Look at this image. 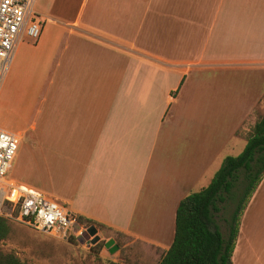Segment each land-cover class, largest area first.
Instances as JSON below:
<instances>
[{"label": "crops", "instance_id": "crops-1", "mask_svg": "<svg viewBox=\"0 0 264 264\" xmlns=\"http://www.w3.org/2000/svg\"><path fill=\"white\" fill-rule=\"evenodd\" d=\"M242 4L67 0V17L53 9L39 39L16 46L0 84V107L12 123L2 129L19 138L11 169L19 183L102 225V256L117 257L125 237L160 261L180 200L209 184L226 146L237 149L234 130L201 141L195 99L184 106L180 99L189 79L195 89L199 74L217 64L206 40L225 23H242ZM258 55L240 63L264 65ZM260 194L264 178L239 226L250 260L258 258L245 221Z\"/></svg>", "mask_w": 264, "mask_h": 264}, {"label": "rangeland", "instance_id": "rangeland-1", "mask_svg": "<svg viewBox=\"0 0 264 264\" xmlns=\"http://www.w3.org/2000/svg\"><path fill=\"white\" fill-rule=\"evenodd\" d=\"M254 2L257 3L256 6H253L252 0H243L242 10L245 8L248 13L246 17L242 14V23H225L206 40L207 54L217 64L212 67V71L199 74L198 87L194 89L192 78L181 90L182 106L195 99L193 118L201 130V141L209 140L211 135L215 138L218 135L226 137L234 130L237 149L230 151V144L226 146L224 158L237 156L242 151L238 150L246 144L254 124L264 116V73L257 72L264 65L256 64L259 67H254L240 63L241 60L254 58L256 54H259L257 58L264 59V0ZM62 3L67 4V0H37L34 9L40 18H46L53 9L54 12L63 11V15L67 17V7H62ZM11 124L0 107V127L5 129V125ZM18 159L16 157L17 162ZM17 177L18 170L14 173L11 169L8 178L16 181ZM200 190L196 187L193 192ZM227 218L225 211L216 217L224 236L227 233L224 219ZM245 223V236L254 244L258 259L255 257V260H250L252 256L249 252L245 256L243 246L246 242L238 232V256L235 258V252L233 263L264 264V194L258 196ZM118 242L119 255L107 258L101 255L102 249L90 246L88 242L58 240L15 223L10 225L9 237L0 241V252L13 254L25 264H158L159 261L153 254L154 249L125 237H120ZM109 246L110 244L105 245L104 249L107 250Z\"/></svg>", "mask_w": 264, "mask_h": 264}, {"label": "trees", "instance_id": "trees-1", "mask_svg": "<svg viewBox=\"0 0 264 264\" xmlns=\"http://www.w3.org/2000/svg\"><path fill=\"white\" fill-rule=\"evenodd\" d=\"M264 178V116L253 126L243 150L223 159L209 184L180 200L175 212L174 235L158 264H232L240 219ZM7 206L3 211H7ZM225 211L224 236L216 217ZM86 227L105 228L83 217ZM15 222L0 217V241L9 237ZM17 224V223H16ZM68 240L77 241L73 237ZM67 240V241H68ZM103 248V243L94 245ZM0 264H25L13 254L0 252Z\"/></svg>", "mask_w": 264, "mask_h": 264}, {"label": "built area", "instance_id": "built-area-1", "mask_svg": "<svg viewBox=\"0 0 264 264\" xmlns=\"http://www.w3.org/2000/svg\"><path fill=\"white\" fill-rule=\"evenodd\" d=\"M36 1L0 0V84L16 46L24 40L36 42L40 37L43 18L35 12ZM18 146V136L0 128V217L58 240L67 241L70 237L84 240L90 227L80 224L65 206L29 185L8 178Z\"/></svg>", "mask_w": 264, "mask_h": 264}, {"label": "water", "instance_id": "water-1", "mask_svg": "<svg viewBox=\"0 0 264 264\" xmlns=\"http://www.w3.org/2000/svg\"><path fill=\"white\" fill-rule=\"evenodd\" d=\"M88 236L84 238L85 241H89L90 246H93L95 244H97L100 240L98 233H97V229L95 227H90L88 229ZM90 237V239H89ZM84 240H81V242H84Z\"/></svg>", "mask_w": 264, "mask_h": 264}]
</instances>
